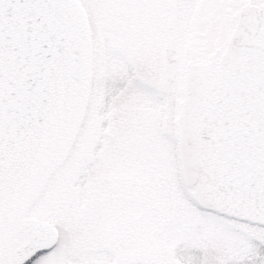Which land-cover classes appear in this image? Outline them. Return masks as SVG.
Segmentation results:
<instances>
[{
  "label": "snow or ice",
  "instance_id": "snow-or-ice-1",
  "mask_svg": "<svg viewBox=\"0 0 264 264\" xmlns=\"http://www.w3.org/2000/svg\"><path fill=\"white\" fill-rule=\"evenodd\" d=\"M0 264H264V0H0Z\"/></svg>",
  "mask_w": 264,
  "mask_h": 264
}]
</instances>
